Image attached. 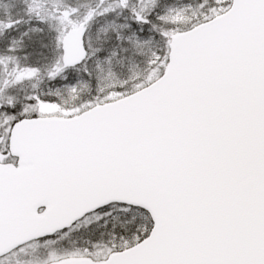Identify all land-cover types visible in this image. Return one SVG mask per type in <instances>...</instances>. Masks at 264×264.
Masks as SVG:
<instances>
[{"label": "snow or ice", "instance_id": "obj_1", "mask_svg": "<svg viewBox=\"0 0 264 264\" xmlns=\"http://www.w3.org/2000/svg\"><path fill=\"white\" fill-rule=\"evenodd\" d=\"M0 264H264V0L0 9Z\"/></svg>", "mask_w": 264, "mask_h": 264}, {"label": "rangeland", "instance_id": "obj_2", "mask_svg": "<svg viewBox=\"0 0 264 264\" xmlns=\"http://www.w3.org/2000/svg\"><path fill=\"white\" fill-rule=\"evenodd\" d=\"M18 2V0H0V9L4 8L5 6H13L14 4H16ZM34 40H36L37 42L41 41V40H45L46 41V34H35V36L33 37Z\"/></svg>", "mask_w": 264, "mask_h": 264}]
</instances>
